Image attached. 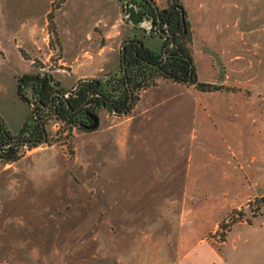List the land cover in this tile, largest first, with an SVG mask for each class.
<instances>
[{
    "label": "rangeland",
    "instance_id": "374dc122",
    "mask_svg": "<svg viewBox=\"0 0 264 264\" xmlns=\"http://www.w3.org/2000/svg\"><path fill=\"white\" fill-rule=\"evenodd\" d=\"M181 1L196 81L213 89L156 79L128 115L108 114L92 133L52 120L48 144L0 161V264H263L264 0ZM63 2L83 33L105 6L0 0V114L12 132L26 115L20 75L58 70L75 82L115 70L58 62ZM46 10L52 56L22 61L18 23ZM94 42L105 44L89 42L94 53Z\"/></svg>",
    "mask_w": 264,
    "mask_h": 264
},
{
    "label": "flooded vegetation",
    "instance_id": "af4514ba",
    "mask_svg": "<svg viewBox=\"0 0 264 264\" xmlns=\"http://www.w3.org/2000/svg\"><path fill=\"white\" fill-rule=\"evenodd\" d=\"M116 2L124 24L114 72L101 80L81 77L75 82L56 75L58 70L45 69L16 78V94L26 105V115L12 132L0 114V161L13 159L22 147L48 144L52 120L92 133L108 114L128 115L138 93L156 79L196 86L190 56L193 29L182 1Z\"/></svg>",
    "mask_w": 264,
    "mask_h": 264
},
{
    "label": "crops",
    "instance_id": "0c3cea01",
    "mask_svg": "<svg viewBox=\"0 0 264 264\" xmlns=\"http://www.w3.org/2000/svg\"><path fill=\"white\" fill-rule=\"evenodd\" d=\"M47 1L49 4L51 3V0ZM66 1L67 0H65V2ZM103 5L105 6L103 7V11L100 12V18L94 23V27L87 30L85 33H83L82 30L81 19L79 21L71 19L69 14L65 12L66 3H61L55 10L58 16L52 20L56 23L55 31L57 32L58 47L60 50V56L58 57L59 63L63 65L68 64L70 65L69 67H71V65L78 63V61L85 60V63L91 62L93 58H96L97 62L114 64L116 45L119 42L121 28L124 23L116 0H103ZM18 13L19 12H17L15 16H17ZM49 13V10L42 13L44 17L43 20L42 16L41 18H39L40 16L37 18L29 16L30 19L27 22L18 23L21 29L17 28V35L11 42L18 43L16 47H18L19 50L21 48L19 55L22 61L34 63L38 58L46 62L50 60L52 51L48 50V34L42 38V32H45L48 25L47 15ZM38 14L40 13L38 12ZM101 39H104L105 44L104 46H98L97 42H94L93 45H97L95 48L96 52L94 53L93 48L88 44L93 40L97 41ZM20 43L23 46H20ZM41 49L44 50L41 51ZM71 72H73V70ZM79 77L87 76L83 75ZM262 235L263 236L260 237L263 238L264 234ZM259 254L262 256V249ZM199 261H202L201 264H213L199 259H194L191 264L198 263ZM262 263L264 264V260Z\"/></svg>",
    "mask_w": 264,
    "mask_h": 264
},
{
    "label": "trees",
    "instance_id": "16d2710c",
    "mask_svg": "<svg viewBox=\"0 0 264 264\" xmlns=\"http://www.w3.org/2000/svg\"><path fill=\"white\" fill-rule=\"evenodd\" d=\"M193 82L197 86V88L201 89L202 91H209V90L213 89V87L209 84L197 83L196 80H194Z\"/></svg>",
    "mask_w": 264,
    "mask_h": 264
}]
</instances>
